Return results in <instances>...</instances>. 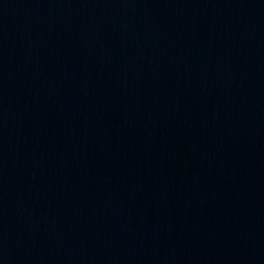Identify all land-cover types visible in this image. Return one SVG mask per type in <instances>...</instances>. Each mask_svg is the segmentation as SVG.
Instances as JSON below:
<instances>
[{
    "label": "water",
    "instance_id": "obj_1",
    "mask_svg": "<svg viewBox=\"0 0 264 264\" xmlns=\"http://www.w3.org/2000/svg\"><path fill=\"white\" fill-rule=\"evenodd\" d=\"M0 264H264V0H0Z\"/></svg>",
    "mask_w": 264,
    "mask_h": 264
}]
</instances>
